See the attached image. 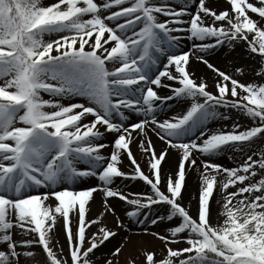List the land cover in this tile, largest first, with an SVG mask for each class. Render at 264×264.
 Wrapping results in <instances>:
<instances>
[{
    "label": "snow or ice",
    "instance_id": "1",
    "mask_svg": "<svg viewBox=\"0 0 264 264\" xmlns=\"http://www.w3.org/2000/svg\"><path fill=\"white\" fill-rule=\"evenodd\" d=\"M179 33L200 43L182 50ZM225 44L233 50L242 44L260 57L253 70L258 81L238 78L248 70L244 63H234L230 73L205 58ZM194 50L216 73L212 87L189 71ZM177 99L190 101L186 111L158 118ZM228 110L252 124L211 130L208 122L230 119ZM150 132L164 142L159 151ZM106 133L114 134L107 156ZM134 133L147 154V173L131 147ZM257 140L264 144V0L259 6L226 0L222 9L212 0L178 7L170 0H0V264H118L125 244L95 257L123 222L86 231L104 215L87 218L97 191L110 214L115 209L107 198L115 197L134 206L127 215L137 223L173 221L170 235L152 233L164 244L162 255L141 246L125 264H264V150L252 147ZM170 148L180 153L176 171L162 174ZM228 150L244 159L234 167L213 159ZM196 154L204 157L199 164ZM122 155L131 172L121 168ZM190 169L201 181L194 214L180 202ZM89 177L100 183L74 187ZM117 178L143 180L150 191L130 199L114 186ZM161 204L166 216L139 219L141 209ZM58 217L66 256L50 246ZM27 233L38 238H24ZM180 241L187 246L172 247ZM37 244L43 259L32 247Z\"/></svg>",
    "mask_w": 264,
    "mask_h": 264
},
{
    "label": "rangeland",
    "instance_id": "2",
    "mask_svg": "<svg viewBox=\"0 0 264 264\" xmlns=\"http://www.w3.org/2000/svg\"><path fill=\"white\" fill-rule=\"evenodd\" d=\"M42 2L44 4H48V3L53 2V0H42ZM170 2L174 6H177V7L183 5V3H184V2L178 1V0H173V1L170 0ZM251 2L257 3V5L259 6V0H251ZM216 3L218 4V7L217 8L222 9L225 6V4H226V0H216ZM250 14L253 15L254 18H255V14H252V13H250ZM159 18L160 19H165V17H163V16H161ZM185 19H187V17H185ZM179 35L182 36V39L184 37H187V34L185 35V33H179ZM225 45L227 46V44H225ZM191 48H192V45L189 42H187V43H181V49L182 50H190ZM192 57H191V59L194 60V58H192ZM222 60L224 61L225 65L219 64L220 66L219 65H217V66L219 68H221V70H226L227 72H230V73L233 71V67L232 66H233L234 63L251 62L253 70L254 69L255 70H258L259 69V66L261 65L260 57L259 56H256V55H249L246 46H244V45L242 46V44L239 45L235 49V52H234L233 56L232 55H230L228 57L226 56V57L222 58ZM161 63H166V60H165L164 57L162 58ZM191 63L189 61V68L190 69H192V64ZM194 72L195 71L191 70V73L194 76L196 74L197 75H200L201 74L199 72V69L198 68H196V72L195 73ZM211 76H213L212 80H213V85H214V82H215L217 76H216V74L215 75L212 74ZM238 78H240L242 80H245L244 79V76H239ZM246 80H248V81H258L259 80V77H257L256 74H255V72L252 71V75H249V77ZM43 95L45 96V98H47V94H43ZM175 101L176 100H173L171 102L170 106H172ZM175 105H176V103H174L173 107ZM220 111L221 112H224L225 110L224 109H220ZM126 114H129V113L126 112ZM227 115L230 117V119H228V120H223V119H220V118L213 119V120H211V121L208 122V127L211 130L216 131V130L222 129L225 125H227L228 128H230L233 122L240 123L242 126H249V125L252 124L251 119L248 118L243 113H238V112H235L234 110H228L227 111ZM117 119H119V118L117 117ZM130 120H135V118L134 119H130ZM127 122L128 121H126L125 123H127ZM224 130H227V129H224ZM106 134H108V133H106ZM106 134H105V136L103 138V142L105 144H107L108 147H110V149L108 150V152L106 154V156H107V155L110 154V152L112 150L111 142H112L113 135L110 138ZM133 135L136 136L135 133ZM131 147L133 148V146H131ZM252 147L255 148V150L257 152H260V151L264 150V144H262L260 140H257L252 145ZM137 148L140 149L139 146H137L136 149ZM106 149L107 148L103 149L102 151L104 152ZM244 151L247 152V147L245 148ZM133 152H134V155L136 156L137 153H136V151H134V148H133ZM196 155H197V159H198L199 162H201L204 159L203 156H200L199 154H196ZM213 159L216 162L222 163L225 166L234 167V166H236L239 162H241L244 159V156L238 150H228V151L221 152V153L217 154L215 157H213ZM122 162L125 163L126 165H128V168L126 170H124V171L131 172L132 171V166H131L130 161L128 160V158H127L126 155H122V157H121V163ZM175 171H176V169H175ZM145 172L147 173L148 171H145ZM258 178L259 177H257V179ZM85 180L86 179H84L82 182L84 183ZM96 181L97 182L95 183V185L98 184V183H100L99 180H98V178H96ZM122 181L124 182L125 188L123 190H120V191L123 192V193H125V194H127V195H129L130 199L131 198H135L132 195V194H134V192L135 193H142V192H140L141 190L139 189V187L137 186V184H136V187L133 188L134 189V192H133V190L132 191H129V189L126 188V187L132 186L133 183H136L135 181H138V182L141 181L144 184H141L140 183V186L144 187L145 189L147 188L148 191H150L149 186L146 185V183L143 180H140V179H134V180L129 179V180H125L123 178H117L115 180V182H114V186L116 188H118V185ZM74 187H79V186H74ZM81 187H90V186H88V184H87V185H83ZM162 190H163V188H162ZM93 195H95V197H97V198H101L100 200L102 201L99 204L100 205L99 206V211H98V215L99 216H100L101 213H106V216L109 215V217L112 218L114 221L119 219V218H117L115 216V214H110L109 212H105L104 211V208H105V205H104L105 197H104V194H103L102 191H97ZM195 198L196 199L193 202H190V203H187L184 200V198L180 201L193 214L195 213V210H196V207H197V198H198V196H196ZM114 201L121 203L129 211H131L133 209V207H134V206L128 204L126 201H123V200H121L119 198H115V197L114 198H108V203H113ZM90 202L91 201L88 202V212H87V218L88 219H91L90 206H89L90 205ZM47 203H53L54 204V201L49 200ZM212 208H213V222L215 223L216 222V215H217V211L216 210L219 208V204H217L215 207L212 204ZM160 212L162 214H165L164 216L167 215L166 205H163V204H161V205H152L150 209H141L142 215L139 217V219L140 220H144L145 216L150 217V218L151 217H155V216L159 215L158 213H160ZM114 217L116 219H114ZM175 219L176 218H174V220ZM222 219L223 218L221 217V221H222ZM106 222L103 223V225H106L108 228H114V226L107 225ZM122 222H123V224L126 227L119 228L117 230V235L114 238H111L110 241H106L105 244L102 245L99 248V250H97L96 252H104V250L108 249L107 250V253L105 252L104 255L105 254H108L109 255L110 251L113 250L115 247L119 246L120 244H125V245L128 244L127 242L131 241L132 237L141 238V236H151L152 235V232H160L161 234L163 233V234H169L170 235V233H168V228L170 226H172V224H173V221H168V220H165L163 222L158 221V223L156 225H152L151 223H148L147 221H145V223H143V224H140V223H137V218L136 217H130V216H128L125 220L123 219ZM75 223H76L75 217H73L72 224H73V227L74 228H75ZM114 225H115V223H114ZM56 226L58 227V230H59L58 233H57L58 234L57 236H59L60 237V240H62V241L59 242L60 245L57 244L56 248L53 249V251H55L58 256H66L67 255V251H68V245H67V240H66V236H65V232H64L63 221L59 217L57 218ZM145 228L148 229L147 232L144 231ZM98 229L93 230L92 227H91V225H90L89 228L86 231L91 232V233H94V232H97ZM151 238H153V239L156 240V244L154 246L152 245L151 248L152 249H155L158 254H161L162 255L163 254L162 250L164 248L163 242H161L160 240L154 238L153 236H151ZM55 244H53L52 246H54ZM149 245L150 244L148 243V245H146V246L149 247ZM35 246H37L38 254L39 255L41 254V259H43L44 258V253H43V251L41 249V246L38 245V244L35 245ZM184 246H187L184 241H180L179 243L172 245V247H184ZM61 249L63 251H61ZM123 257H124V253H123V255H121L118 258V264H122V258Z\"/></svg>",
    "mask_w": 264,
    "mask_h": 264
},
{
    "label": "bare ground",
    "instance_id": "3",
    "mask_svg": "<svg viewBox=\"0 0 264 264\" xmlns=\"http://www.w3.org/2000/svg\"><path fill=\"white\" fill-rule=\"evenodd\" d=\"M173 1V0H172ZM178 1H182L184 2V0H178ZM212 3L218 7V4L216 3V0H212ZM194 4L191 5L192 8H194ZM186 35V34H185ZM189 42L191 45H193V43H200V41H194L192 39H188L187 37H184L183 39H181L180 41V44L181 43H187ZM243 46V45H242ZM241 47V46H240ZM233 52H235V50L233 49H230L228 46L224 45L220 48H217L215 49L214 51H210L207 55H206V59H208L210 61V63L212 64H216L215 66L218 67L217 65L221 64V65H225L224 61L222 60V58L224 57H228L230 55L233 56ZM203 53H198L194 50V54L191 56L193 59L190 58V63L192 64V69L189 68V71L191 72V70L195 71L196 72V68L199 69V72L201 73L200 75H195L194 77L198 80H203V81H206L210 87L213 86V76H211L212 74H216L212 69L208 68L207 65H205L201 60L197 59L196 56L197 55H202ZM163 56L160 58V60H162ZM246 66H247V72L246 74L244 75V79L246 80L249 75H252V71H253V68H252V64L251 62H245L244 63ZM220 66V65H219ZM189 67V66H188ZM221 69V68H220ZM194 72V73H195ZM203 73V74H202ZM172 83H175V82H172ZM161 94H170V90L169 89H162L161 90ZM172 101H168L167 104L168 106L167 107H164L162 112H160L158 118L160 119H163V118H169V117H173V116H179L181 115L183 112L186 111L187 107L189 106L190 104V101L188 100H184V99H177L174 103H176V105L173 107L174 103L172 106H170ZM126 115H129L130 119H136V115L135 114H126ZM108 135L110 138L112 137V135L114 134H111V133H108L106 134ZM136 135V134H135ZM149 135L151 136V139L153 141V144L156 146L157 148V151H159L162 147H164V142L163 141H160L154 133H149ZM141 137L139 136H134V139H133V143L131 146H133L134 148V151H136V157H137V160L138 162L140 163L141 167L143 168V170L145 171H149V168H148V163H147V154L146 153H143L141 151V149H136L138 145L137 141L140 139ZM107 149L103 152L104 155L106 156L108 150L110 149V147H106ZM179 155L180 153L176 150V149H169V154L168 156L165 158V161L162 162V165H161V168H162V174L163 173H169V174H173L175 173V169H176V165H177V162H178V158H179ZM197 162L198 164L200 163L197 159ZM121 168L123 170H126L128 168V165H126L125 163H121ZM200 173L198 170L196 169H190L188 170L187 172V175H186V182H185V189L183 191V198L184 200L187 202V203H190V202H193L196 198V196H198V193H199V187H200ZM219 179V177H218ZM82 181H80L77 185H74V186H83V185H87L88 186H93L95 185V183L97 182L96 181V177H89V178H86L85 182L81 183ZM136 183H133L132 186L130 187H126L127 189H129V191H132L134 192V187H136V184L137 186L139 187V189L141 190L140 192H148V189L140 186V183L141 184H144L142 183L141 181H135ZM162 185H163V180H162ZM125 188V185H124V182L122 181L119 185H118V190H123ZM135 193V192H134ZM101 197V196H100ZM101 198H97L95 197V195H93V198L90 200V215H91V219H96L99 215H98V211H99V204L102 202L100 200ZM108 199V198H107ZM219 198L218 197H214V200H213V206L215 207L218 203L216 202ZM192 204V203H191ZM194 204V203H193ZM109 205H111L114 209H115V216L117 218H119L118 220H125L128 215V209L122 205L121 203L119 202H116L114 201L113 203H109ZM161 213V212H160ZM158 213L159 215L161 216H164L165 214H160ZM114 219H116L114 217ZM107 221V222H106ZM116 221V220H115ZM115 221L108 216H106V213H104L103 217L101 218V221L100 223H97V224H92L91 227L93 230L95 229H98L101 224L103 223H107V225L109 226H114V223ZM58 227L56 226L52 232L49 234L51 236V241H50V246L55 249L57 244H59V242H61L62 240H60V237L57 236L58 234ZM152 233H155V232H152ZM163 234V233H162ZM153 236V235H151ZM151 236H141V238H136V237H132L131 241L127 242L128 244H126V251L124 252V257L122 258V264H125V261H126V258L128 257L129 253H133L135 255H140V252H139V249L141 246L143 247H146V248H151V246L155 245L156 244V240L151 238ZM24 238H32V239H36L37 236L36 234L34 233H27ZM57 242V243H56ZM56 243V244H55ZM148 243L150 244L149 247L146 246L148 245ZM53 244H55L54 246H52ZM60 245V244H59ZM33 249L35 250V252L37 253V259H41V254L39 255L38 254V249H37V246L33 245L32 246ZM107 250H104V252H96V259L97 260H102L105 256H107L108 254H105L104 253L106 252L107 253Z\"/></svg>",
    "mask_w": 264,
    "mask_h": 264
}]
</instances>
